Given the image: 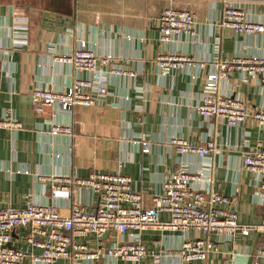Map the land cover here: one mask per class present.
Segmentation results:
<instances>
[{
  "label": "crops",
  "instance_id": "crops-1",
  "mask_svg": "<svg viewBox=\"0 0 264 264\" xmlns=\"http://www.w3.org/2000/svg\"><path fill=\"white\" fill-rule=\"evenodd\" d=\"M250 16L264 19V1L231 0ZM221 0H0V117L19 121L20 128H0V209L8 205L24 207L30 201L56 203L68 214L72 202L92 208L96 196L86 188L69 199L52 197L46 180L40 177L118 171L132 180L141 193L143 207L152 206L151 196L161 191L168 173L177 169L195 172L211 166V182L201 179L194 188L229 197L223 207L235 209L243 223H258L262 206L255 197L264 175L246 171L243 155L264 145V129L252 117L234 127L218 119H205L194 111L201 99L206 70L187 67L159 75L155 58L163 48L158 41L156 20L162 8L172 5L194 13L197 35L183 36L170 50L207 60L230 61L239 55H264V33L235 34L221 26ZM85 40L97 55L110 54L113 62L135 72L133 77L110 76L106 93L90 106H76L73 113H60L54 122L72 124V138L53 136L50 108L37 107L33 89H63L86 72L53 60L54 53L74 49ZM218 52L214 54L216 46ZM195 74V77H193ZM264 75L251 77L237 68L221 81L219 91L243 99L251 110L264 109ZM180 136L201 145L213 137L216 148L205 161L194 154L178 153L169 143ZM150 149L141 151L140 141ZM71 149L72 153H69ZM70 155V157H69ZM167 214L161 212L160 219ZM23 230L13 234L18 245ZM190 238L201 236L188 231ZM141 237L147 250L177 249L184 235L180 231L146 230ZM214 249L205 260L192 264H248L255 251L264 248V233L242 235L211 234ZM106 234L101 244L113 241ZM89 250L95 249L93 236L75 237ZM107 258H102V261ZM162 264H177L164 258ZM78 257L52 264H81ZM25 264H31L27 259ZM141 264H154L146 257ZM264 264V260H261Z\"/></svg>",
  "mask_w": 264,
  "mask_h": 264
},
{
  "label": "built area",
  "instance_id": "built-area-1",
  "mask_svg": "<svg viewBox=\"0 0 264 264\" xmlns=\"http://www.w3.org/2000/svg\"><path fill=\"white\" fill-rule=\"evenodd\" d=\"M222 9L221 26L228 27L235 34L253 35L264 33V19L250 16L248 11L231 0ZM264 1V0H258ZM158 41L163 46L156 55L155 63L159 75L166 76L171 69L187 67L196 71L206 70L201 99L194 111L205 119H218L227 126L234 127L252 117L258 127L264 129V109L251 110L243 99L226 96L219 91L220 83L228 77L231 69L251 77L264 75V55L253 53L239 55L230 61H218L216 57L197 59L170 50L169 45L183 36L193 39L197 35L194 13L172 5L164 7L156 20ZM214 54L218 52L215 46ZM58 64L69 65L87 76L75 77L63 89L36 88L31 93L34 104L39 108H50V129L53 136L65 135L72 138V124L54 122L60 113H73L76 106L95 104L106 93L110 76L133 77L135 72L113 62L110 54L97 55L85 40H80L71 51L54 53ZM195 77V74H193ZM264 81V76L262 78ZM20 123L11 117H0V128L16 130ZM169 143L181 154H194L202 162L214 152L213 137L197 145L180 136H172ZM141 151L148 152V140L140 141ZM71 154V149L68 150ZM70 157V155H69ZM246 171L264 175V145L242 158ZM211 166L199 168L195 172L177 169L168 173L161 191L151 196L152 206L143 207L141 193L134 191L128 175L116 172L92 173L87 177L72 174L40 177L49 185L50 194L58 199H69L81 189L91 191L96 196L92 208L72 202L68 214H61L56 203L30 201L24 207L8 205L0 209V264H23L27 257L31 264H52L57 260L78 257L81 264H141L151 257L154 264H162L164 258L177 259V264H192L205 260L214 249L211 234L246 235L249 232L264 233V180L255 192L262 206V217L258 223H243L237 218L235 209L223 205L229 197L216 192L201 191L194 184L205 179L211 182ZM79 194V193H78ZM167 214L160 219L159 214ZM23 230L19 243L13 242V233ZM146 230L180 231L184 238L177 249L166 247L158 252L147 250L141 233ZM196 231L201 236L190 238L188 231ZM104 233L113 234L114 240L103 246ZM93 236L97 246L93 250L83 243H75V237ZM24 246V247H23ZM107 260L102 261V258ZM264 248L255 251L254 259L248 264H261ZM167 264H171L168 262ZM224 264V263H223ZM230 264H233L231 261Z\"/></svg>",
  "mask_w": 264,
  "mask_h": 264
},
{
  "label": "water",
  "instance_id": "water-1",
  "mask_svg": "<svg viewBox=\"0 0 264 264\" xmlns=\"http://www.w3.org/2000/svg\"><path fill=\"white\" fill-rule=\"evenodd\" d=\"M14 234V233H13ZM106 235V233H104V235H103V237ZM24 247V246H23ZM26 261H27V257H25L24 259H23V264H25L26 263Z\"/></svg>",
  "mask_w": 264,
  "mask_h": 264
},
{
  "label": "bare ground",
  "instance_id": "bare-ground-1",
  "mask_svg": "<svg viewBox=\"0 0 264 264\" xmlns=\"http://www.w3.org/2000/svg\"><path fill=\"white\" fill-rule=\"evenodd\" d=\"M177 8V7H176ZM163 9V8H162ZM179 9H182V8H179ZM161 12V11H160ZM159 71H160V69H159Z\"/></svg>",
  "mask_w": 264,
  "mask_h": 264
}]
</instances>
